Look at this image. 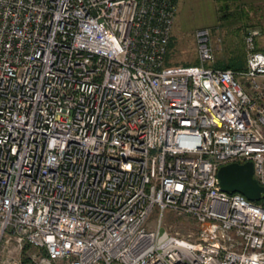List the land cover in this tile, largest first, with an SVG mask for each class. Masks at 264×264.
I'll use <instances>...</instances> for the list:
<instances>
[{"label":"built area","instance_id":"2783aa9c","mask_svg":"<svg viewBox=\"0 0 264 264\" xmlns=\"http://www.w3.org/2000/svg\"><path fill=\"white\" fill-rule=\"evenodd\" d=\"M176 2L0 0V264H264V203L218 177L264 185L261 30L245 70L205 65L210 28L166 66Z\"/></svg>","mask_w":264,"mask_h":264},{"label":"rangeland","instance_id":"374dc122","mask_svg":"<svg viewBox=\"0 0 264 264\" xmlns=\"http://www.w3.org/2000/svg\"><path fill=\"white\" fill-rule=\"evenodd\" d=\"M236 4L232 6V14L224 20L219 19L217 9L218 23L214 27H210V43L214 48L215 58L213 61L205 63L207 67L233 65L235 68L245 70L248 56L245 33L250 27H257L261 30V35L257 38L256 43L257 48L264 52V3L261 5H243L238 2ZM169 45L168 55L170 50V55L178 60H193L190 63L186 61L187 63L179 62L175 64L190 65L199 62L197 38L194 34L182 35L178 31H174V37ZM168 55L166 56V62ZM166 66L168 65L166 64ZM157 214V209L151 212L149 216L150 226L154 225ZM163 229L172 234L177 233L179 236H186L196 229V224L188 215L178 214L171 209H165L162 213Z\"/></svg>","mask_w":264,"mask_h":264},{"label":"crops","instance_id":"0c3cea01","mask_svg":"<svg viewBox=\"0 0 264 264\" xmlns=\"http://www.w3.org/2000/svg\"><path fill=\"white\" fill-rule=\"evenodd\" d=\"M239 2L243 5H261L264 3V0H239ZM203 23L205 24L201 25ZM217 23H218V12H217L216 0H177L176 16H175L173 32L169 44L171 43V39H173L174 37V31H178L179 34L182 35H188L192 33L196 36L197 30L201 29L202 27H206V28L214 27ZM169 46L170 45H168V47ZM167 55L168 54L166 53V56ZM166 56H165V63L168 66L178 65L175 63H179V62L187 61L188 63H190V61H193L190 59L178 60L177 58H174V56L170 55V50H169L167 62H166ZM199 63L200 60L196 64ZM196 64H190V65H196Z\"/></svg>","mask_w":264,"mask_h":264},{"label":"water","instance_id":"95a60500","mask_svg":"<svg viewBox=\"0 0 264 264\" xmlns=\"http://www.w3.org/2000/svg\"><path fill=\"white\" fill-rule=\"evenodd\" d=\"M218 177L220 186L225 191L240 192L253 201H259L264 195V185L254 177L251 161L223 165L218 171Z\"/></svg>","mask_w":264,"mask_h":264},{"label":"trees","instance_id":"16d2710c","mask_svg":"<svg viewBox=\"0 0 264 264\" xmlns=\"http://www.w3.org/2000/svg\"><path fill=\"white\" fill-rule=\"evenodd\" d=\"M238 2H239V0H216L217 9H218V12H219V19L220 20L227 19L228 16L230 14H232L231 13L232 6L234 4H236V3H238ZM220 67L221 68H234V69H238V68H235L233 65H222ZM258 203H264V195L258 201Z\"/></svg>","mask_w":264,"mask_h":264}]
</instances>
